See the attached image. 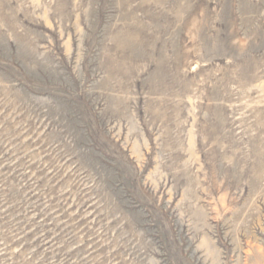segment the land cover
Instances as JSON below:
<instances>
[{"label":"rangeland","instance_id":"obj_1","mask_svg":"<svg viewBox=\"0 0 264 264\" xmlns=\"http://www.w3.org/2000/svg\"><path fill=\"white\" fill-rule=\"evenodd\" d=\"M0 264H264V0H0Z\"/></svg>","mask_w":264,"mask_h":264}]
</instances>
